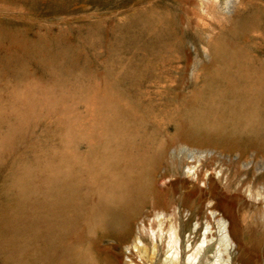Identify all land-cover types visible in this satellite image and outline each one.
Returning a JSON list of instances; mask_svg holds the SVG:
<instances>
[{"label":"rangeland","instance_id":"374dc122","mask_svg":"<svg viewBox=\"0 0 264 264\" xmlns=\"http://www.w3.org/2000/svg\"><path fill=\"white\" fill-rule=\"evenodd\" d=\"M188 165L195 186L160 188V209L145 195L124 237L108 223L128 179L151 169L159 186ZM46 169L74 179L83 208L47 264H160L147 231L204 227L229 198L234 254L264 264V0H0V214Z\"/></svg>","mask_w":264,"mask_h":264},{"label":"bare ground","instance_id":"6f19581e","mask_svg":"<svg viewBox=\"0 0 264 264\" xmlns=\"http://www.w3.org/2000/svg\"><path fill=\"white\" fill-rule=\"evenodd\" d=\"M16 43L18 46L25 45L20 40H17ZM39 44V46L37 44L27 45V48L33 52H36L35 50L38 48L42 50L45 45H48V40H43ZM5 52L7 53V51ZM256 124V120L254 122L249 121V125L253 128ZM143 162L148 163L153 170V162L149 160ZM185 174H187L186 178L179 177L169 183L163 181L158 186L152 180L151 169H142L140 173L135 174L125 182L123 192L119 196L113 198L112 201L109 199L104 202L106 211L110 203L115 204L113 209H111L112 206H109L106 217L108 223L118 231L120 236L124 237L129 230L127 213L136 208L145 195L154 194L156 197L155 208L160 209L166 206L165 201L160 198L158 192L160 188H169L177 183L182 185L192 183L195 186L188 177L198 176L197 167L188 165ZM19 185L22 198L17 200L13 206L7 205L8 209L0 214V250L4 251L3 255L5 254L6 258L13 260L14 264H28L26 247L29 239L32 241L36 239L39 240L37 254L35 253L36 259L37 261L42 260V264H47L49 259L60 252V242L64 235L73 227L78 219L77 216L83 212L81 194L73 178L56 170L47 172L46 169L43 186L38 187L28 183L27 178L26 181L19 180ZM208 187V189L193 188V192L207 194L214 191L210 184ZM29 200L32 203H28ZM218 205L223 209V213L211 209L209 211L210 217L206 220L204 227H202L201 221L197 219L193 226L188 228H186L187 223L171 224L167 235L164 237L162 233H157L161 231V224H159L158 229L147 231L148 235L151 236L149 238L152 253L157 250L158 241L162 243L163 258L160 264H241L238 256L234 254V251L241 246L237 239L238 231L235 222L232 218L224 216L230 215L232 211V199H223L217 203ZM159 212L161 211H156L155 215L158 216ZM201 213L202 211H199L197 214ZM211 219L217 224V234L212 230ZM136 238L137 241H134L131 246L134 250L135 248L143 249V241L138 236ZM127 249L131 252V247H127ZM244 260V264H255L250 254ZM64 264L71 263L66 260Z\"/></svg>","mask_w":264,"mask_h":264}]
</instances>
